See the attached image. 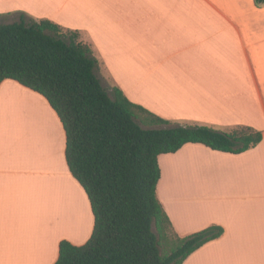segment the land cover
Instances as JSON below:
<instances>
[{"label":"crops","instance_id":"1","mask_svg":"<svg viewBox=\"0 0 264 264\" xmlns=\"http://www.w3.org/2000/svg\"><path fill=\"white\" fill-rule=\"evenodd\" d=\"M15 1L0 0V13L23 7ZM63 3L80 18L68 29L80 30L82 42L127 25L129 46L140 51L119 58L100 46L98 66L132 103L164 119L261 132L259 143L237 154L186 143L159 155L156 193L179 236L212 223L224 229L182 264H264V3ZM30 12L57 23L54 14ZM84 14L100 21L96 36ZM64 143L61 122L41 95L11 79L0 83V264H53L60 240L88 239L93 216L65 164Z\"/></svg>","mask_w":264,"mask_h":264},{"label":"trees","instance_id":"2","mask_svg":"<svg viewBox=\"0 0 264 264\" xmlns=\"http://www.w3.org/2000/svg\"><path fill=\"white\" fill-rule=\"evenodd\" d=\"M78 36L24 13L0 23V83L16 81L56 113L65 164L93 216L88 239L79 245L60 240L53 264H182L224 229L212 223L184 236L175 232L156 193L159 155L186 143L237 154L254 147L262 134L245 125L223 131L171 124L132 103L116 86L109 94L96 75L97 59Z\"/></svg>","mask_w":264,"mask_h":264},{"label":"rangeland","instance_id":"3","mask_svg":"<svg viewBox=\"0 0 264 264\" xmlns=\"http://www.w3.org/2000/svg\"><path fill=\"white\" fill-rule=\"evenodd\" d=\"M15 2L18 3V6L22 5L23 7H18V9H16V10H8V11H4V12L0 13V23L13 21L15 18H17L18 14H20V13H24L25 15L33 18L34 20H39L37 17H34L30 11H33L35 13L42 11V12L54 14L55 16H57L56 22L58 23V25H60L62 27L63 30H70V29H68V25H70V22L75 23V24H79V22H80V18L78 16L74 17L73 14H75V13H72L66 6H64V3H63L64 0L63 1L62 0H16ZM92 4L95 7H97L95 2ZM98 9L101 10L102 8H98ZM112 15H114V17H115V18H113L115 22L118 20H120V22L123 21L121 19V18H123V17H121L123 15L120 14L116 9L112 10ZM82 16H83L84 24H86L87 28L89 30L93 31L95 36H96V33L99 31V29H101V27H100L96 30L97 26L100 24V21L97 19L94 20L93 16L90 14H89V18L86 17L85 14ZM118 25H121V26L115 27L116 28L115 31H113V30L109 31V35L105 32L98 33L99 38L97 39V41H96V38L94 36H93V38L91 36H89L87 38V41L82 42L81 41L82 39L80 40L81 31L78 30L77 31L78 35H79L78 40L84 44L89 45V47L92 50L93 56L97 59V62H99L100 60L103 62V59H104V57L101 55V51H100L101 47L100 46L105 47L104 48L105 51L109 50L110 54L113 53L119 58L121 56H123L124 54H128V53L137 54L140 51L138 49V45L132 44V46H133L132 48L129 46V41L127 40V36H126L127 35L126 26L127 25L126 24H118ZM118 30H119V32H121L120 35L118 34ZM71 31H74V30H71ZM103 37L105 39L107 38V41H105V39ZM123 59H121V60H123ZM110 60H111V57H110ZM96 75L100 79L102 86L110 94L112 87H114L110 76L105 71H103V69H101L99 66L96 70ZM125 82H126V80H125ZM132 85L134 86L133 92L135 94H137L138 92H142L143 88L141 89L136 84H132ZM115 86H116V82H115ZM168 120L171 121V124H179V125L198 124V123H193V121L185 120V119H177V120L168 119ZM212 128H215V127H212ZM215 129H219V128H215ZM219 130L224 131L225 129H219ZM24 143H26V142L24 141ZM168 238L173 239V235L168 233Z\"/></svg>","mask_w":264,"mask_h":264}]
</instances>
